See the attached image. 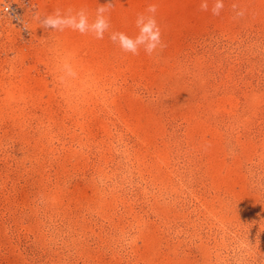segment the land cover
<instances>
[{
  "label": "rangeland",
  "instance_id": "1",
  "mask_svg": "<svg viewBox=\"0 0 264 264\" xmlns=\"http://www.w3.org/2000/svg\"><path fill=\"white\" fill-rule=\"evenodd\" d=\"M44 2L133 38L156 4L164 47ZM214 3L0 0V264H264V0Z\"/></svg>",
  "mask_w": 264,
  "mask_h": 264
},
{
  "label": "clouds",
  "instance_id": "2",
  "mask_svg": "<svg viewBox=\"0 0 264 264\" xmlns=\"http://www.w3.org/2000/svg\"><path fill=\"white\" fill-rule=\"evenodd\" d=\"M113 7L111 3L101 5L96 9L95 18L89 20L88 13L85 9L73 12L69 9L66 13H62L60 9H56L53 14L43 18L40 23L43 27L63 31L65 28H71L81 34H92L96 39H103L104 34L109 32L110 21L106 13ZM201 10L207 11L208 4L202 3ZM235 8V5L233 6ZM224 8L223 0H215L212 7L213 15H219ZM158 6L156 4L148 5L147 14H140L136 19V27L139 30L138 35L134 38L129 37L123 32H109V39L117 44L125 53L138 55L141 48L145 53L151 56L164 47L161 39V29L156 19ZM243 11L237 12V16H243Z\"/></svg>",
  "mask_w": 264,
  "mask_h": 264
},
{
  "label": "bare ground",
  "instance_id": "3",
  "mask_svg": "<svg viewBox=\"0 0 264 264\" xmlns=\"http://www.w3.org/2000/svg\"><path fill=\"white\" fill-rule=\"evenodd\" d=\"M45 3H46V2H44V4H42V12H43V13L46 15V17H47V16L51 15L53 12H52L51 14H47V6L45 5ZM59 6H60V5H59ZM56 8H57V7H56ZM59 9H60V7H59ZM60 10H61V12H62L63 9H60ZM13 89H14V88H13ZM10 90L12 91V89H10ZM12 92H13V91H12ZM10 93H11V92H10ZM14 94H15V93H14ZM13 96H14V95H13ZM9 97H10V96H9ZM13 100H14V99H13ZM18 102H19V101H18ZM18 102H16V103H18ZM13 103H14V102H13ZM19 103H20V102H19ZM13 105H14V104H13Z\"/></svg>",
  "mask_w": 264,
  "mask_h": 264
},
{
  "label": "built area",
  "instance_id": "4",
  "mask_svg": "<svg viewBox=\"0 0 264 264\" xmlns=\"http://www.w3.org/2000/svg\"><path fill=\"white\" fill-rule=\"evenodd\" d=\"M5 8H6V10L9 11V12L16 13V12L14 11V9H12V7H11L10 5H6Z\"/></svg>",
  "mask_w": 264,
  "mask_h": 264
}]
</instances>
